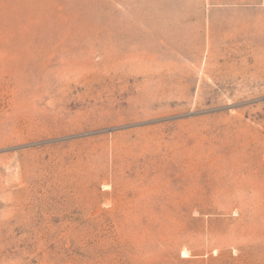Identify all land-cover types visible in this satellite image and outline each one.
Returning <instances> with one entry per match:
<instances>
[{
	"label": "rangeland",
	"instance_id": "1",
	"mask_svg": "<svg viewBox=\"0 0 264 264\" xmlns=\"http://www.w3.org/2000/svg\"><path fill=\"white\" fill-rule=\"evenodd\" d=\"M0 264H264V0H0Z\"/></svg>",
	"mask_w": 264,
	"mask_h": 264
}]
</instances>
